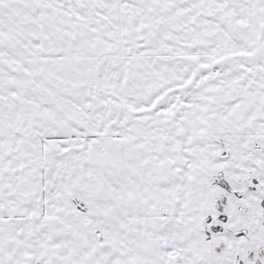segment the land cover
Returning a JSON list of instances; mask_svg holds the SVG:
<instances>
[{
	"label": "snow or ice",
	"instance_id": "snow-or-ice-1",
	"mask_svg": "<svg viewBox=\"0 0 264 264\" xmlns=\"http://www.w3.org/2000/svg\"><path fill=\"white\" fill-rule=\"evenodd\" d=\"M0 264H264V0H0Z\"/></svg>",
	"mask_w": 264,
	"mask_h": 264
}]
</instances>
